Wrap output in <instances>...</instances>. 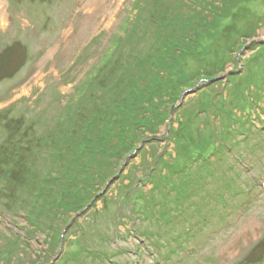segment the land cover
I'll list each match as a JSON object with an SVG mask.
<instances>
[{"label":"rangeland","instance_id":"rangeland-1","mask_svg":"<svg viewBox=\"0 0 264 264\" xmlns=\"http://www.w3.org/2000/svg\"><path fill=\"white\" fill-rule=\"evenodd\" d=\"M2 2L7 22L0 23V151L11 140L21 151L14 162L27 161L25 167L31 173L36 169L43 172L39 156L45 152L38 147L43 137L55 134L56 116L73 109L74 102L85 98L84 93L97 98L104 94L102 102L114 100L118 89L112 92L110 87L117 84L118 77L133 75L126 65L134 55L122 46L127 29L152 26L145 31L153 33V27L166 22L168 4L167 0ZM249 7L258 18L252 15L243 20L255 30V36L252 40L239 38L246 46L231 51L237 61L220 59L222 70L216 72L213 64L219 49H212L205 58H214L208 62V74L216 75L210 81L191 87L187 83L171 91L175 96L164 105L172 110L171 115L158 127L156 138L146 134L150 144L136 142L130 154L122 155L114 177L99 187L103 193L96 192L86 211L79 217V213L70 215L55 229V240L62 239L66 223H72L64 233L58 257L61 245L49 242L44 225L39 223V230L35 229L0 209V264L3 255L14 264H264V56L243 66L255 52L253 46L264 44V0H255ZM153 53H143L140 59ZM168 129L177 141L171 134L169 137ZM31 131L35 135L32 144ZM19 139L22 145L17 144ZM215 149L221 153L215 160L222 159L231 184L250 179V185H256L253 194H243L245 185L229 191L232 196L221 188L205 207V187L189 186L187 178L183 193L195 192L180 209L176 205L179 194L183 195L181 188L171 185L167 197L156 196L153 186L143 181L147 171L156 168L157 175L168 173ZM13 151L9 149L7 155ZM213 170L219 173L220 166L216 164ZM204 182L211 184L209 177ZM21 187L18 183L17 188ZM215 188L207 187L210 192ZM41 193L48 196L49 191L43 188ZM16 194L17 190L11 193L12 200ZM123 196L130 197L128 204ZM140 197L145 205L138 201ZM133 201L137 203L135 214L130 206ZM154 204L157 209L165 208V215L161 211L154 218L145 214V207ZM179 209L185 211L183 216H178ZM28 226L31 232L26 236L22 227ZM179 248V253L172 254ZM176 254L182 261L177 262Z\"/></svg>","mask_w":264,"mask_h":264},{"label":"trees","instance_id":"trees-1","mask_svg":"<svg viewBox=\"0 0 264 264\" xmlns=\"http://www.w3.org/2000/svg\"><path fill=\"white\" fill-rule=\"evenodd\" d=\"M253 1L255 0H167L166 22L153 27V33L145 31L152 26L143 29L140 25L131 31L127 29L122 46L129 55H134L126 65V68H131L133 75L126 79L118 77L117 84L110 87L112 92L118 89L114 100L102 102L104 94L103 98H97L93 94L86 97L87 94L84 93L82 97L85 98L77 104L74 102L73 109L66 110L60 118L56 116L59 121L55 126L58 127L55 134L43 137L38 147L45 152L39 156L43 172L36 169L31 173L25 167L27 161L20 164L14 162L21 151L16 150L13 141L5 143V149L0 151V209L21 218L35 229L39 230L38 225L41 223L46 228L44 233L49 242L60 243L59 238L55 240V229L59 230V224L65 223L70 215L83 211L91 202L92 196L97 195L96 192H103L99 187L107 185L114 177L122 155L131 151L136 142L141 144L146 140L150 144L152 141L149 138H156L158 127L165 124L171 115L172 110H167L164 106L175 96L171 91L187 83L191 87L201 81H210L217 71L222 70L220 59L222 61L228 57L232 62L237 61L230 53L236 47L241 50L246 46V42L240 43L239 38L252 40L255 36V30H251L247 21L243 20V17L249 18L252 15L254 19L258 18L249 7V3ZM141 28V32L137 30ZM246 29L251 35L247 34L249 31L246 32ZM149 37L152 38L144 42ZM212 49H219L218 59H210L214 60V76L208 74L211 70L208 62H211L205 58ZM253 50L255 52L244 60L243 66L264 56V44L253 46ZM151 52H154L151 57L147 55L140 59L143 53ZM106 67L104 65L103 68ZM131 70L128 69L127 73L131 74ZM99 86L105 88V85ZM107 95L111 96L109 93ZM168 134L169 137L171 134V138H176L171 129H168ZM29 135L32 144L35 142V135L32 131ZM17 144L22 145L23 141L19 139ZM9 149L14 150L11 155H7ZM216 154H221L218 149L212 150L208 155L198 154L190 161L170 168L168 173H158L159 177L155 168L154 172H146L143 181L153 186V195L167 197L172 190L171 185H177L183 193L185 182L189 178V186L205 187V207L211 205L213 193L216 192L217 195L221 188L232 196L229 191L236 186L240 185L241 188L245 185L243 194H247L251 181L248 182L246 178L238 185H232L233 180H228L226 172H223L226 166L221 164L222 159L215 160ZM211 159L214 161L211 162ZM174 160L177 158L174 157ZM172 164L177 165L175 162ZM216 164L220 166V171L215 174L211 170ZM30 165L35 166L34 162ZM233 176L235 178V174ZM207 177L211 184L204 182ZM18 183L22 185L21 188H17ZM210 185H216L211 192L207 189ZM43 188L49 191L48 196L41 193ZM14 190H17V194L15 200H12L11 193ZM194 192L189 195L180 193L177 208L181 209L183 202L189 201ZM123 198L127 199V196ZM129 200L130 197L126 204ZM138 201L142 202L141 197ZM142 203L145 205V200ZM120 204L122 206L124 202ZM130 206L131 212L135 214L136 201L131 202ZM180 209L179 217L185 214ZM160 211L165 215L166 209H157L155 204L152 208L144 209L145 214L152 218L156 216L155 212ZM22 230L26 231V236L31 232L29 226L22 227ZM179 245L182 248L181 243ZM175 253L178 252L173 250L172 254ZM44 255L49 256L47 252ZM9 259L10 257L5 258L3 255V264H14Z\"/></svg>","mask_w":264,"mask_h":264},{"label":"bare ground","instance_id":"bare-ground-1","mask_svg":"<svg viewBox=\"0 0 264 264\" xmlns=\"http://www.w3.org/2000/svg\"><path fill=\"white\" fill-rule=\"evenodd\" d=\"M2 1L0 0V23H3L4 20H6V22H7V14H6L5 9H3V6H2L3 2ZM6 22H5V24H6ZM176 259H177V262L182 261V260H180V257H176Z\"/></svg>","mask_w":264,"mask_h":264}]
</instances>
